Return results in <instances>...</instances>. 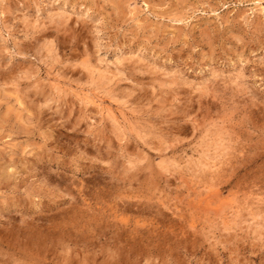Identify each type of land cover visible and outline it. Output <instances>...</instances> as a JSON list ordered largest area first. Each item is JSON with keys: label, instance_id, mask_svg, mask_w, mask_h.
Listing matches in <instances>:
<instances>
[{"label": "rangeland", "instance_id": "374dc122", "mask_svg": "<svg viewBox=\"0 0 264 264\" xmlns=\"http://www.w3.org/2000/svg\"><path fill=\"white\" fill-rule=\"evenodd\" d=\"M0 264H264V0H0Z\"/></svg>", "mask_w": 264, "mask_h": 264}]
</instances>
